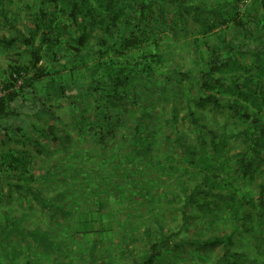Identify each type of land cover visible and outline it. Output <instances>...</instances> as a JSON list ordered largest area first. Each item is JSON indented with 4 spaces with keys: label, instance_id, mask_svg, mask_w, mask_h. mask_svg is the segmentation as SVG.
<instances>
[{
    "label": "trees",
    "instance_id": "16d2710c",
    "mask_svg": "<svg viewBox=\"0 0 264 264\" xmlns=\"http://www.w3.org/2000/svg\"><path fill=\"white\" fill-rule=\"evenodd\" d=\"M0 30V264H264V0H0Z\"/></svg>",
    "mask_w": 264,
    "mask_h": 264
},
{
    "label": "rangeland",
    "instance_id": "374dc122",
    "mask_svg": "<svg viewBox=\"0 0 264 264\" xmlns=\"http://www.w3.org/2000/svg\"><path fill=\"white\" fill-rule=\"evenodd\" d=\"M1 31V30H0ZM170 41H173L172 39H167V40H165V42H170ZM174 41L175 42H178L177 40H175L174 39ZM6 59H8L7 58V55H6V52L5 51H3L2 49H0V70H2L3 68H5L6 67ZM56 100H54L53 101V104L52 105H56ZM58 105H59V108H57L56 109V115L55 116H60V119L59 120H57V121H54V118H55V116L52 118V119H47V118H43L42 120H40V119H37V118H35V117H31V119L32 120H34V121H36L37 123H39V124H42L43 126H45V125H47V124H49V121H51V122H61V123H65V124H68L69 123V121H70V117H69V113H68V110H67V106H66V102L63 100V99H60V100H58ZM181 106V104H177V107L179 108ZM166 109H167V107H165ZM61 120V121H60ZM43 154H41L40 155V158L37 160V166L34 168V171L35 172H41V171H43L44 169H46V166L47 165H49V161H48V159H49V156H50V154H48V153H46L45 154V152H42ZM52 191V190H51ZM51 191H49V193H51ZM15 205H16V203H15ZM12 209H16L15 207L16 206H11V205H9ZM18 209V208H17ZM44 211V210H43ZM48 215V212H46V211H44L43 212V214H41L40 213V220L43 222V221H45L46 219H47V216ZM78 213L77 212H75V214H74V216H73V218H78ZM101 218L104 220V219H106L107 217H106V214L104 213V212H102V216H101ZM113 244V242L112 243H110V242H105V244H104V246H109V248H110V250H109V252H111L114 248L111 246ZM17 246H21V247H23L24 246V241H19V242H17L16 243V245L14 246V247H17ZM75 247L74 245L72 246H70V249L72 250L73 248ZM99 249H103V246H101ZM114 254H115V250H114ZM68 256V255H67ZM66 256V257H67ZM70 256H72V253H70L69 254V257ZM4 261H2V263H4V264H6V258L5 259H3ZM117 260H119V261H123V259H122V257H118V259Z\"/></svg>",
    "mask_w": 264,
    "mask_h": 264
},
{
    "label": "built area",
    "instance_id": "2783aa9c",
    "mask_svg": "<svg viewBox=\"0 0 264 264\" xmlns=\"http://www.w3.org/2000/svg\"><path fill=\"white\" fill-rule=\"evenodd\" d=\"M20 83H21L20 78H17L16 82L10 87H6L4 85V82H0V97H2L3 95L7 94L8 92L18 88Z\"/></svg>",
    "mask_w": 264,
    "mask_h": 264
}]
</instances>
